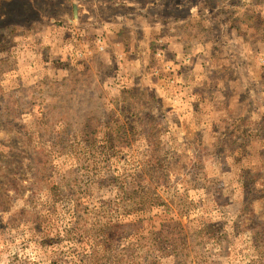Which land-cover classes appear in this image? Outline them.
<instances>
[{
	"label": "rangeland",
	"instance_id": "1",
	"mask_svg": "<svg viewBox=\"0 0 264 264\" xmlns=\"http://www.w3.org/2000/svg\"><path fill=\"white\" fill-rule=\"evenodd\" d=\"M134 261L264 264V0H0V264Z\"/></svg>",
	"mask_w": 264,
	"mask_h": 264
},
{
	"label": "trees",
	"instance_id": "2",
	"mask_svg": "<svg viewBox=\"0 0 264 264\" xmlns=\"http://www.w3.org/2000/svg\"><path fill=\"white\" fill-rule=\"evenodd\" d=\"M26 7V5H25ZM140 221V220H138ZM132 222L129 224H116L110 227H107V232H106V236H107V250L108 251H112L113 248V244L115 241V238L118 236L119 239L121 241H130V240H135L134 242L137 243V245H135V243H131L130 245H128V247H123L122 251L124 252V254H128L130 252H132L134 250V248H139L144 239H146V236L144 235L143 232H145V227L142 225L140 226L139 222ZM148 240H149V245H147V251L146 254L141 256L140 258H146L147 261L148 259L151 258V256H153L155 258V251H156V247H159V250H163L160 245L163 244L164 242L166 243L168 240H166V237H172L174 239V237H179L181 236H185V232L183 228H180L178 226H168L166 228H161L159 233H154V232H149V235H151ZM167 234V235H165ZM175 241V240H174ZM172 246V245H170ZM184 250V249H183ZM124 256H128V255H124ZM135 259H137L135 257ZM146 261V262H147ZM141 263V262H133L134 264H147V263ZM149 262V261H148ZM148 264H155V263H148Z\"/></svg>",
	"mask_w": 264,
	"mask_h": 264
}]
</instances>
